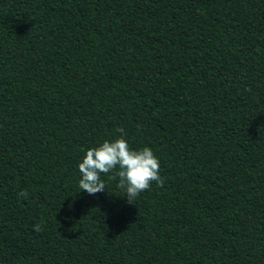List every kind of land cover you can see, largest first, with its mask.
Segmentation results:
<instances>
[{"label": "trees", "instance_id": "obj_1", "mask_svg": "<svg viewBox=\"0 0 264 264\" xmlns=\"http://www.w3.org/2000/svg\"><path fill=\"white\" fill-rule=\"evenodd\" d=\"M0 264H264V0H0Z\"/></svg>", "mask_w": 264, "mask_h": 264}]
</instances>
